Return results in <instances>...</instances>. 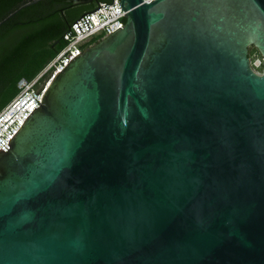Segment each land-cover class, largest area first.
<instances>
[{"label":"water","instance_id":"water-1","mask_svg":"<svg viewBox=\"0 0 264 264\" xmlns=\"http://www.w3.org/2000/svg\"><path fill=\"white\" fill-rule=\"evenodd\" d=\"M120 8L0 150V264H264V0Z\"/></svg>","mask_w":264,"mask_h":264},{"label":"trees","instance_id":"trees-1","mask_svg":"<svg viewBox=\"0 0 264 264\" xmlns=\"http://www.w3.org/2000/svg\"><path fill=\"white\" fill-rule=\"evenodd\" d=\"M112 1L95 0L73 6L69 0H1L0 110L18 94L21 78H36L65 48L64 35L77 19L98 4ZM100 39L86 42L85 48ZM249 57L253 68L263 73L264 57L258 48L250 46ZM257 59L260 64L255 66ZM49 75L46 72L43 80Z\"/></svg>","mask_w":264,"mask_h":264},{"label":"built area","instance_id":"built-area-1","mask_svg":"<svg viewBox=\"0 0 264 264\" xmlns=\"http://www.w3.org/2000/svg\"><path fill=\"white\" fill-rule=\"evenodd\" d=\"M87 13L72 24L64 35L67 41L65 48L36 78L29 80L23 77L19 80L18 94L0 110V150L6 152L10 149L9 142L32 112L40 107L39 103L42 102L52 79L84 51V44L96 37L103 38L112 34L126 22L125 12L120 8V0L102 2ZM46 72H50V75L43 80Z\"/></svg>","mask_w":264,"mask_h":264},{"label":"rangeland","instance_id":"rangeland-1","mask_svg":"<svg viewBox=\"0 0 264 264\" xmlns=\"http://www.w3.org/2000/svg\"><path fill=\"white\" fill-rule=\"evenodd\" d=\"M264 62V61H263ZM260 64V60L259 59H257L256 61H255V66H258Z\"/></svg>","mask_w":264,"mask_h":264}]
</instances>
